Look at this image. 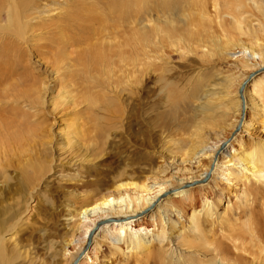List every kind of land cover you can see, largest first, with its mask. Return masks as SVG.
Segmentation results:
<instances>
[{"label":"rangeland","instance_id":"374dc122","mask_svg":"<svg viewBox=\"0 0 264 264\" xmlns=\"http://www.w3.org/2000/svg\"><path fill=\"white\" fill-rule=\"evenodd\" d=\"M187 1L165 0L157 13L166 28L162 45L153 41L147 60L180 77L185 88L175 104L159 107L163 95L152 83L148 101L144 90L126 89L118 66L117 84L111 81L118 89L90 91L94 108L75 85L79 93L70 96L78 108L71 103L58 110L60 84L43 92V103L3 105V116L17 120L32 106L40 109L32 114L25 146L39 169L26 171L29 180L22 177L24 163L10 161L0 170V223L8 229L21 222L0 234V264H73L80 256L78 264H154L158 252L186 264H236V253L243 264L264 259V172L253 175L246 156L264 151V0L255 7L242 0L234 10L232 0H206L204 12L189 10ZM157 14L134 21L150 27ZM191 19L204 25L195 39L190 34L199 28ZM31 60L40 78L57 81L44 63ZM106 108L109 113L99 110ZM80 109L85 115L75 117ZM125 183H143L145 191ZM140 198L154 200L140 210ZM122 199L131 211L139 207L128 215L132 223L119 222H126L123 228L114 222ZM221 244L228 253L215 251Z\"/></svg>","mask_w":264,"mask_h":264},{"label":"bare ground","instance_id":"6f19581e","mask_svg":"<svg viewBox=\"0 0 264 264\" xmlns=\"http://www.w3.org/2000/svg\"><path fill=\"white\" fill-rule=\"evenodd\" d=\"M182 1L168 0L169 3ZM241 1L232 0V9L235 6L237 9ZM250 1L254 3V7L263 2L261 0ZM165 3H167L165 0H0V170L10 161L24 163L27 167L21 170L22 177L29 180L30 178L24 177L26 171L27 175L32 168L39 169V163L33 162L32 154L25 146L28 147L27 144L30 146L31 143H28L27 129L30 130L32 114H38L40 109L34 110L35 107L32 106L28 109L29 113L26 111L21 113L24 117L20 120L6 118L3 116L5 113L3 105H9L12 101L17 102L20 99H25L35 103L40 101L43 103V92L47 94L60 84L57 99H61L54 104L59 110L61 107L70 108V104L74 103L73 109H75L78 108V100L76 101L75 97L70 96V94L79 93L74 87L78 85L84 88V92L87 93V106L94 108V94L92 96L90 91L95 88L109 89L110 86L114 85L111 81L117 84V81L112 79L118 66L124 67L126 89L138 90L139 93L144 90L145 96L143 98L147 101L152 97L150 84H153V88L160 87V93L163 96L158 98L157 105L159 107L161 105L163 107L173 105L177 99L182 97L185 87L180 86V77H178L179 79L174 78L171 74L173 73L172 70L162 67L161 62L160 65L147 62L152 42L154 41V44L159 45L164 38L162 35H164L166 28L163 27L161 17L157 13L163 12ZM186 4L189 10L204 12L208 3L206 0H188ZM152 13H156L158 17L156 15L155 19L149 21L151 24L155 21L150 27L146 26L142 29L140 28L141 24L139 25L134 21L148 17L153 18ZM191 26L199 28L190 34L195 35L193 36L195 39L204 25L198 19H191ZM237 26L241 30V23L238 22ZM118 28L122 29L121 34ZM169 32L168 28L167 33ZM190 37L187 38L188 41H192L193 38ZM156 50L159 51V46ZM31 58L39 59L38 62L44 63L49 70L51 69L53 74L57 75V81L43 80L34 73L35 69L32 66ZM169 59L171 60L173 57L170 56ZM150 67L153 69L151 70ZM52 83H55L53 87H51ZM115 87L114 85L113 89L117 88ZM115 95L117 96V93ZM53 100L55 99L53 98ZM114 104L107 105L115 110V116L118 111ZM96 106H98V101ZM205 107L204 110L209 112V102ZM83 109L75 110V113L74 110L72 112L75 117L81 118L85 115ZM99 110L108 112V108ZM91 116L94 119L102 117V115L96 114H91ZM102 118L107 121L105 116ZM78 128L80 129V127ZM261 149L263 148L254 151V154H252L253 152L246 154L252 163L250 168L253 175H258L260 178L263 177L262 173L264 172V151H259ZM139 185L135 183L124 184V186H135L145 191L144 184L139 183ZM3 186L0 185V190ZM122 186L120 185L118 189ZM137 200H139L140 210H142L145 206L151 205L154 198ZM141 200H143L144 206L141 205ZM102 205L104 206L105 203ZM130 206L131 202L123 199L117 204L119 218L114 220L117 227L123 228L125 226L126 222L124 224L119 223L121 221L128 220L126 225L132 223L130 222L132 217L128 215L136 214L139 207L131 211ZM98 208L91 209V212L97 214ZM2 212L0 207V215ZM87 213L88 210H85L84 215L86 216ZM253 215L255 216L256 213ZM251 220L256 221V216L255 219ZM20 223H14L8 229L5 223H0V234L5 230L15 229ZM248 227L250 228L248 235L254 236L251 225ZM90 231V228L87 229V238H90ZM261 237L264 239L263 235ZM10 241L14 242L15 238ZM3 243L5 241L2 236L0 237V250L2 251ZM228 247L221 244L215 247V251L218 254L226 253ZM234 257L238 261L236 264L244 263L241 262V259L245 258L242 255L236 253ZM152 258L154 264H186L185 262L168 261L162 252H158ZM209 264L218 263L214 260L210 261ZM227 264L230 263L227 262ZM252 264H264V259L261 258L259 261L255 258Z\"/></svg>","mask_w":264,"mask_h":264},{"label":"water","instance_id":"95a60500","mask_svg":"<svg viewBox=\"0 0 264 264\" xmlns=\"http://www.w3.org/2000/svg\"><path fill=\"white\" fill-rule=\"evenodd\" d=\"M80 259H81V256L77 260H75V262L73 264H78Z\"/></svg>","mask_w":264,"mask_h":264}]
</instances>
